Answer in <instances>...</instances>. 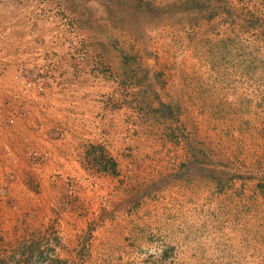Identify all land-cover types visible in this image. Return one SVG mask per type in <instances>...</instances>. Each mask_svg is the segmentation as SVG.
<instances>
[{"label": "rangeland", "instance_id": "obj_1", "mask_svg": "<svg viewBox=\"0 0 264 264\" xmlns=\"http://www.w3.org/2000/svg\"><path fill=\"white\" fill-rule=\"evenodd\" d=\"M0 264H264V0H0Z\"/></svg>", "mask_w": 264, "mask_h": 264}, {"label": "crops", "instance_id": "obj_2", "mask_svg": "<svg viewBox=\"0 0 264 264\" xmlns=\"http://www.w3.org/2000/svg\"><path fill=\"white\" fill-rule=\"evenodd\" d=\"M83 88L84 87H82V91H84ZM55 89H52L48 94H42L35 90L28 91V94H25L23 93V89L21 88V107H23L25 110L23 117H21V142H22L21 152L24 151L25 147L27 146H29L30 148L39 149L41 151L47 150L50 155L49 158L50 163H52L55 160H59L58 158L62 157L63 152H61V155L59 154V152L62 151V149H58L57 147L49 148L48 146L49 144L42 145V143H37V139L40 136L42 137L43 133L45 132L50 133L51 131H53L54 127H58V123L60 125H65L67 121L65 119L66 118L65 116L61 117L62 113H58V112H64L62 106L58 105L59 98L63 95L58 94L55 91ZM94 90L96 91V89ZM94 96L95 95H93V97ZM68 124L71 127L75 126L76 128L79 125L76 121H72L71 117ZM21 159H24L27 163V160L25 159L24 156H22ZM55 162H59V161H55ZM26 163H24V165Z\"/></svg>", "mask_w": 264, "mask_h": 264}]
</instances>
